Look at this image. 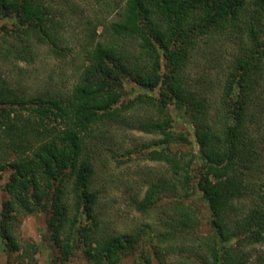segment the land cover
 I'll return each mask as SVG.
<instances>
[{
  "label": "trees",
  "instance_id": "16d2710c",
  "mask_svg": "<svg viewBox=\"0 0 264 264\" xmlns=\"http://www.w3.org/2000/svg\"><path fill=\"white\" fill-rule=\"evenodd\" d=\"M77 1L0 0V181L12 172L2 250L16 254V264H37L39 248L21 244L17 231L23 218L45 213L53 264H69L78 251L91 264H168L183 253L201 264H264V0L110 2L111 19L102 11L95 15L104 20L86 23L93 46L69 91L6 78L10 66L71 57L66 25ZM216 36L237 47L218 63L222 83L190 84V65ZM128 78L148 92L123 102ZM136 106L157 116L135 128L160 137L144 145L146 158L167 173L126 202L155 222L120 231L106 224L89 143ZM197 199L209 210L208 235L200 233Z\"/></svg>",
  "mask_w": 264,
  "mask_h": 264
},
{
  "label": "rangeland",
  "instance_id": "374dc122",
  "mask_svg": "<svg viewBox=\"0 0 264 264\" xmlns=\"http://www.w3.org/2000/svg\"><path fill=\"white\" fill-rule=\"evenodd\" d=\"M77 2L80 10L70 21H67L66 25L68 26L66 30L67 40L73 51L71 57L62 61L51 58L45 65L40 62L36 66L25 63L19 64V68L10 66L8 71H4L6 78L14 80V82H21L29 89L40 91L51 89L69 91L72 88V85L77 81L76 76H78L86 50L93 46L92 37L88 36L87 21L91 18L90 21L94 26L104 20V17L95 15L96 12L100 14L102 11H104L103 14L105 12L108 14H101V16L111 19L115 7L108 3L120 2L118 4L120 5L123 0H78ZM102 30L103 27H97V34H99L97 40L101 39ZM231 39L232 37L216 36L209 45H203L199 49L187 74L190 84H196L200 78L204 79V77L205 80L209 79L211 83H214L215 88L222 83L224 70L218 67V63L224 65L236 51L237 47ZM211 61L213 64L217 63L216 69L209 66ZM126 85L131 91L123 98V102L135 100L141 94L148 92L141 89L135 81H131L129 78L126 80ZM152 111L154 112V110ZM153 112L151 113L147 106H136L127 114L122 115L118 121H114L111 126L105 128L106 137H96L92 143H89L90 150L95 151L97 159L95 162L96 186L101 190L102 202L106 205V224L111 228H118L120 231L124 230L129 223L133 225L142 222L152 224L157 219L155 216L144 217L126 203L131 196L140 194L143 197L148 190V183L167 173L164 164L146 158L148 150L144 145L152 146V143L159 140L160 137L146 134L135 128L139 121L156 120L157 116H154ZM175 114L176 111L173 109V115ZM178 128L183 130L184 126L180 125ZM191 140L193 141V137ZM183 150L188 151L186 147ZM130 151L132 153L129 154ZM11 174V170H7L0 181V213L3 211L4 202L8 199L3 187L9 181ZM195 202L201 211L200 233L208 235L211 232L208 207L202 200L197 199ZM17 235L21 244L34 242L37 245L39 248L38 254L35 256L37 264L55 263L58 252L50 240L49 216L47 214L37 213L23 218ZM17 260L16 254L4 252L0 246V264H16ZM134 262L135 259L130 257L125 264H133ZM69 264L91 263L82 251H78ZM153 264H158V262L155 260ZM168 264L201 263L195 255L183 253L168 257Z\"/></svg>",
  "mask_w": 264,
  "mask_h": 264
}]
</instances>
